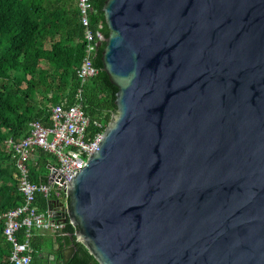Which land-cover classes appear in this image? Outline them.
Here are the masks:
<instances>
[{"label": "water", "instance_id": "water-1", "mask_svg": "<svg viewBox=\"0 0 264 264\" xmlns=\"http://www.w3.org/2000/svg\"><path fill=\"white\" fill-rule=\"evenodd\" d=\"M101 13L115 114L51 216L96 264H264V0Z\"/></svg>", "mask_w": 264, "mask_h": 264}, {"label": "trees", "instance_id": "trees-1", "mask_svg": "<svg viewBox=\"0 0 264 264\" xmlns=\"http://www.w3.org/2000/svg\"><path fill=\"white\" fill-rule=\"evenodd\" d=\"M89 1L96 12L89 17L90 23H103L101 7L105 0ZM102 34L105 39V25ZM102 48L103 43L93 60L97 75L82 86L81 110L90 120L107 123L115 114L116 88L102 72L99 61ZM82 57V28L75 0H0V264H7L10 252L2 235L1 214L21 203L17 173L13 160L3 150V141L23 138L30 122L48 127V104L73 103L78 88L75 72ZM49 165H54L53 158L35 151L27 165L28 180L46 183ZM51 200L37 196V207L50 208ZM74 231L67 221L63 223L61 233L69 236L75 248L66 264H96L75 242ZM62 239L55 237L56 242ZM41 245L40 237H30L33 251Z\"/></svg>", "mask_w": 264, "mask_h": 264}, {"label": "built area", "instance_id": "built-area-1", "mask_svg": "<svg viewBox=\"0 0 264 264\" xmlns=\"http://www.w3.org/2000/svg\"><path fill=\"white\" fill-rule=\"evenodd\" d=\"M78 22L82 28L83 57L75 72L78 88L73 103L48 104L49 126L30 122L23 138L3 141V150L13 160L17 173V192L20 205L1 214L2 235L10 246L7 264H30L34 254L30 237L35 232L61 233L63 223L51 216V211L59 209L58 203L66 209V185L81 170L89 156L97 149L102 131L107 123L90 120L81 110L82 86L95 77L98 69L93 60L104 42L102 29L104 22L90 23L89 17L95 16L89 0H75ZM42 151L53 158L55 174L46 183L34 184L28 180L27 165L35 151ZM52 198V206L41 210L37 207L36 197Z\"/></svg>", "mask_w": 264, "mask_h": 264}, {"label": "crops", "instance_id": "crops-1", "mask_svg": "<svg viewBox=\"0 0 264 264\" xmlns=\"http://www.w3.org/2000/svg\"><path fill=\"white\" fill-rule=\"evenodd\" d=\"M33 235L41 238L42 245L34 249L30 264H60L59 261H61L64 251L72 246L69 236L65 233L47 231L35 232ZM56 236L63 237L64 239L56 242Z\"/></svg>", "mask_w": 264, "mask_h": 264}]
</instances>
